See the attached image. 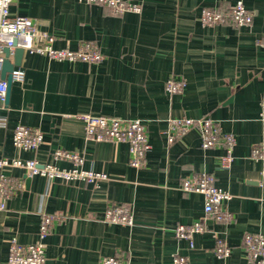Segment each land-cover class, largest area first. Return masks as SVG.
Listing matches in <instances>:
<instances>
[{
  "label": "crops",
  "instance_id": "obj_1",
  "mask_svg": "<svg viewBox=\"0 0 264 264\" xmlns=\"http://www.w3.org/2000/svg\"><path fill=\"white\" fill-rule=\"evenodd\" d=\"M139 14L114 15L80 0H14L12 16L30 18L55 49L76 50L93 41L103 60L97 64L54 61L24 52L25 79L12 82L1 114L0 160H35L70 169L54 161L56 150L78 153L83 169L107 180L86 183L45 176L26 177L7 167L0 175L20 185L0 211V264H8L11 240L27 245L42 241L45 264H99L102 258L127 256L130 264H172L182 256L191 264H254L242 250L244 234L264 236L262 164L251 158L264 144V0H130ZM241 2L252 14L249 27L204 26V9L226 10ZM13 62V57L9 59ZM168 80L184 83L169 95ZM83 115L140 120L150 148L143 168L129 165L126 143L93 142L84 133ZM209 117L223 134L235 138L229 169H218L223 144L201 148L197 129L167 145L162 134L169 120ZM17 126L38 128L42 144L35 151L17 150ZM207 173L231 199V224L215 223L203 213L199 193L181 190L184 179ZM130 208L132 225L105 222L111 205ZM57 214L48 236H39L40 219ZM202 219L207 231L192 238L175 237L179 225ZM230 254H214L216 240Z\"/></svg>",
  "mask_w": 264,
  "mask_h": 264
},
{
  "label": "built area",
  "instance_id": "obj_2",
  "mask_svg": "<svg viewBox=\"0 0 264 264\" xmlns=\"http://www.w3.org/2000/svg\"><path fill=\"white\" fill-rule=\"evenodd\" d=\"M14 0H0V71L4 59H11L16 48L24 52L46 56L49 60L84 62L97 64L103 60L98 46L93 41H82L76 50L55 49L47 36L40 33L34 22L23 16H12L10 6ZM89 5H97L108 9L114 15L126 13L139 14L141 6L130 0H80ZM252 22V14L241 2L229 6L226 10L215 8L204 9L201 13V23L204 26H229L232 28L249 27ZM264 46V37L258 40ZM8 49V55L3 51ZM25 79L24 71L15 67L11 72V82L21 83ZM184 83L168 80L164 89L169 95L182 92ZM6 82L0 79V129L6 127L7 119L1 114L6 103ZM259 117L264 121V100L260 103ZM84 133L87 140L93 142L126 143L129 148V165L135 169H141L146 162V153L150 148L147 127L140 120H125L116 117L83 115ZM197 129L201 138V148L213 149L220 144L226 152L219 158L218 169L230 168L233 158L232 148L235 138L231 134H223L217 122L209 117L199 119L183 118L169 120L166 131L162 134L167 145L187 134L190 130ZM13 146L17 150L35 151L42 144L43 134L38 128L17 126L13 132ZM54 161H68L70 169H61L52 163L40 165L35 160H0V169L12 167L25 171L26 177L45 176L49 179H61L64 181L79 180L86 183L107 180L103 173L83 169V159L78 153L66 150H56L52 154ZM251 158L262 164L261 174L264 176V144L253 146ZM20 185L0 175V211L5 210L4 201L14 195ZM181 190L185 193H199L203 196V213L215 223L231 224L234 221L233 214L227 209V202L231 196L215 185L213 175L200 173L191 179H184ZM61 218L57 214L44 215L40 219L39 236L43 240L55 222ZM105 222L124 226L132 225V213L128 206L123 204L111 205L105 212ZM207 231V226L202 219L191 225H179L175 228V237L185 239L192 246V238L196 234ZM242 250L247 260L254 264H264V236L260 234H244L242 237ZM45 244L42 241L34 244L21 245L11 240L8 246V264H45ZM214 254L217 258L224 259L230 254V249L223 240H216ZM99 264H130L127 256H112L102 258ZM172 264H191L187 258L174 256Z\"/></svg>",
  "mask_w": 264,
  "mask_h": 264
},
{
  "label": "water",
  "instance_id": "obj_3",
  "mask_svg": "<svg viewBox=\"0 0 264 264\" xmlns=\"http://www.w3.org/2000/svg\"><path fill=\"white\" fill-rule=\"evenodd\" d=\"M4 55H8V49H4ZM24 51L22 49L16 48L13 54V62L9 59H4L2 63V69L0 71V79L6 82L7 86V95H6V102L11 86V72L15 67H19L21 64L22 56Z\"/></svg>",
  "mask_w": 264,
  "mask_h": 264
}]
</instances>
